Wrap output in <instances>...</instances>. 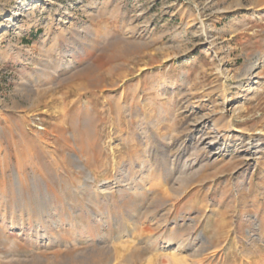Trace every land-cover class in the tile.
<instances>
[{"label": "rangeland", "instance_id": "1", "mask_svg": "<svg viewBox=\"0 0 264 264\" xmlns=\"http://www.w3.org/2000/svg\"><path fill=\"white\" fill-rule=\"evenodd\" d=\"M0 264H264V0H0Z\"/></svg>", "mask_w": 264, "mask_h": 264}, {"label": "bare ground", "instance_id": "2", "mask_svg": "<svg viewBox=\"0 0 264 264\" xmlns=\"http://www.w3.org/2000/svg\"><path fill=\"white\" fill-rule=\"evenodd\" d=\"M253 68H254V64H252L251 66H250V70H253ZM228 127H233V124L231 123H228ZM249 138V137H248ZM250 139V138H249ZM77 158V157H76ZM52 160L54 161V162H56V159L53 157L52 158ZM59 225V224H58ZM61 225V224H60ZM64 225V224H63ZM61 227V226H60ZM40 235L38 234V236L37 237H39Z\"/></svg>", "mask_w": 264, "mask_h": 264}]
</instances>
